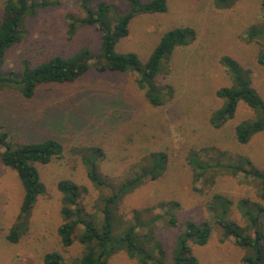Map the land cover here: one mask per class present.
<instances>
[{"label": "rangeland", "instance_id": "1", "mask_svg": "<svg viewBox=\"0 0 264 264\" xmlns=\"http://www.w3.org/2000/svg\"><path fill=\"white\" fill-rule=\"evenodd\" d=\"M5 1L0 0V19ZM46 1V8L25 19L24 38L6 52L1 72L17 73L22 60L35 66L55 56H73L85 48L93 54L98 52L101 39L94 27H77L73 35L68 34L70 17L80 18L84 14L83 0ZM260 2L241 0L230 9L216 10L210 0H169L165 13L133 19L128 37L117 45L116 52L135 53L141 63L146 62L162 33L180 25L197 32L195 44L179 49L157 78L160 88L168 86L162 90L163 104L158 107L144 98L132 73H98L90 69L78 81L50 86L31 101L14 89L0 90V124L10 131L13 142L30 144L54 138L64 146L63 157L39 167L46 191L38 197L27 230L17 243H10L6 236L17 223L23 190L16 174L0 161V264H42L48 251L58 250L65 257L81 251L78 243L63 250L57 236L63 223V195L57 184L62 180L77 184L86 212H98L101 191L88 180L80 158V152L90 145L104 146L102 176L119 184L138 166L146 165L144 157L150 153L168 156L164 175L124 198L119 216L126 221L132 210L169 200L180 203L179 220L206 217L213 193L234 202L248 198L264 207L262 186L243 172L227 174L216 168L204 181L194 182L189 166L193 155L211 165L237 164L244 157L264 172V132L246 145L239 144L234 136L235 126L254 116L250 108L240 103L234 118L218 129L210 122L212 113L222 104L216 91L229 83L226 70L219 64L224 55L250 71L253 87L264 101V66L256 60L262 45L248 42L245 35L251 25L264 21ZM101 3L110 6L112 22L129 9L128 0H89L88 9L95 10ZM111 125L116 128L111 129ZM103 195H108V191H103ZM161 213L154 209L152 215ZM145 218H141L144 224ZM177 232L178 229L169 228L157 230L168 258ZM194 253L201 264H241L240 249L229 240L221 241L216 228L207 245L194 248ZM110 264L137 262L121 252L112 257Z\"/></svg>", "mask_w": 264, "mask_h": 264}, {"label": "trees", "instance_id": "2", "mask_svg": "<svg viewBox=\"0 0 264 264\" xmlns=\"http://www.w3.org/2000/svg\"><path fill=\"white\" fill-rule=\"evenodd\" d=\"M168 1L128 0V12L112 22L109 5L101 3L91 10L88 9L89 0H83L84 14L80 18L70 17L68 34L73 35L77 27H94L101 39L96 54L85 48L73 56H55L35 66L28 60H22L17 73H3L1 67L6 52L24 38L25 19L33 17L37 10L46 8L48 4L46 0H6L0 19V90L14 89L25 100L31 101L50 86L74 83L92 69L98 73L134 74L137 87L144 92L148 103L154 107L162 105L163 92L168 86L160 88L157 78L179 49L195 44L196 30L180 25L162 33L145 63H141L135 53H117L116 47L128 37L135 17L163 14L167 11ZM238 1L241 0H210L216 10L230 9ZM260 7L264 13V0H261ZM245 35L248 42L261 43L262 49L258 51L256 60L264 66V21L251 25ZM208 45L205 44L206 47ZM219 64L226 70L229 83L216 91V97L222 104L212 113L210 122L215 129L222 127L234 118L238 105L244 104L253 111L254 116L251 120L238 123L234 128V136L239 144L246 145L253 137L264 132V101L253 87L250 71L243 69L228 55L222 56ZM115 123L119 122L116 120ZM109 127L116 128L113 125ZM0 148L3 149L0 152L1 163L16 174L23 190L17 223L6 236L10 243H17L27 230L28 218L38 197L46 191L39 167L63 157L64 146L54 138L30 144L15 143L10 131L0 124ZM104 150V146L90 145L80 152L88 180L101 191L98 212H86L80 201L81 188L77 184L69 180L57 184L63 195L60 210L63 223L57 229V236L63 250L78 243L82 247L81 251L72 257H65L58 250L48 251L43 255L42 264H110L112 257L121 252L137 264H201L194 248L200 249L207 245L213 228L220 231L221 241L229 240L240 249L241 264H264V207L259 202L248 198L234 202L229 197L213 193L206 217L198 215L192 219L179 220L180 203L169 200L138 211L132 210L131 217L126 221L119 216L124 198L146 182L156 181L164 175L168 168V156L150 153L144 157L146 165L138 166L133 172L130 170L131 175L119 184L102 176L100 165ZM189 166L194 182L204 181L213 169L220 168L227 174L243 172L264 190V172L244 157L237 164L221 165L215 162L211 165L193 155ZM103 191H108V195H103ZM154 209L163 213L152 215ZM143 215L146 216L145 224L141 221ZM159 228L178 229L169 258L164 243L158 237Z\"/></svg>", "mask_w": 264, "mask_h": 264}]
</instances>
